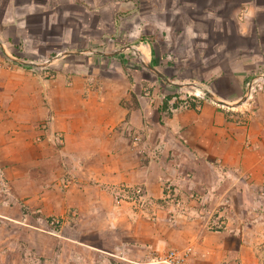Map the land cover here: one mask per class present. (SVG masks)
Returning <instances> with one entry per match:
<instances>
[{
    "label": "crops",
    "instance_id": "crops-1",
    "mask_svg": "<svg viewBox=\"0 0 264 264\" xmlns=\"http://www.w3.org/2000/svg\"><path fill=\"white\" fill-rule=\"evenodd\" d=\"M0 11V223L36 264H132L187 246L194 264H258L264 0H0ZM24 45L40 68L14 61ZM189 83L207 98L186 100ZM179 171L192 174L184 195L229 203L223 231L164 193ZM31 214L64 219L69 237Z\"/></svg>",
    "mask_w": 264,
    "mask_h": 264
},
{
    "label": "rangeland",
    "instance_id": "rangeland-1",
    "mask_svg": "<svg viewBox=\"0 0 264 264\" xmlns=\"http://www.w3.org/2000/svg\"><path fill=\"white\" fill-rule=\"evenodd\" d=\"M3 13L4 11H0V14L2 16H3ZM26 13H27L26 9L21 8V7H18L14 11V15L17 17V19L18 20L21 19L20 22H22V24L20 23L21 25L20 28H22L23 22H25V21H22V18L25 16ZM15 16H14V19L16 21ZM15 21L14 23L16 24ZM0 34L2 33L0 32ZM1 46H2V42L0 43V51L2 50ZM23 48L21 49V52L24 51L23 55L19 57L15 56L17 60L19 61V63L24 62V64L34 65V68H38V67L40 68L41 65H43L44 62L47 60L46 58L42 56V54H33L31 52H27L26 45H24ZM189 84H191L192 86L184 89V93L187 97H189V95H191V97H194L193 96L194 94L201 93L204 95L202 97L207 98L205 93L199 89L202 85H200L199 83H189ZM175 93L176 92H174V94ZM250 94L251 92L249 91V96ZM249 100H250V97H249ZM221 175L223 178H227V173H225L224 171H221ZM191 177H192V174L187 171L186 172L179 171L174 176H168L164 180L165 184L162 186L164 193L166 195L168 194L170 197L173 198V202L176 206H183L184 204L188 206V205L193 204L195 205L194 207L200 208V210L203 211V216L205 217L206 223L208 225L207 227L212 231H223V228L225 227L224 220L226 219L224 214L227 213V211L229 210V208L226 207V205H228L229 203L224 201L223 205L225 206H218V207L210 206L209 207L205 204L203 199L199 198V196H197L195 193L190 192L184 195V192L182 191L181 187L177 183L186 181V179H189ZM31 217L33 220H29V221L33 223L32 225L39 224L42 230L44 231V233L52 234L60 239L69 237L67 233V231L69 230L68 229L69 225H66V222L64 219H61L56 216L49 217L48 219H45L46 220L44 222L45 225H42V223L39 220L37 221V219L34 217V214H31ZM152 221L159 222V224L164 222L162 219H159L157 216L153 217ZM12 224L15 226L17 225V226L24 227L28 224V222L26 221H23L22 223L12 222ZM70 224L72 225L71 222ZM102 237L103 235H98L97 238L101 239ZM188 248H191L192 250H194L193 247L187 246L185 248L170 247L167 251H170L172 249L184 250ZM255 255L258 260V264H264V250L256 251ZM155 256H156V253L154 252L148 253L142 260L132 263V264L149 263L151 259ZM44 260H45L44 258H39L38 255H36L33 251L31 252L25 249V243L20 234L18 233L12 234L9 232V230L6 231L5 229L1 227V223H0V264H30V263L36 264V262L37 263L44 262Z\"/></svg>",
    "mask_w": 264,
    "mask_h": 264
},
{
    "label": "built area",
    "instance_id": "built-area-1",
    "mask_svg": "<svg viewBox=\"0 0 264 264\" xmlns=\"http://www.w3.org/2000/svg\"><path fill=\"white\" fill-rule=\"evenodd\" d=\"M258 86H256L255 88H257ZM255 88L253 87L250 92V99H252V95L256 92ZM194 97H191V95H189V97L186 98V100H203L204 96L201 93H196L193 95ZM179 99H175L174 101V105L179 103ZM139 193V192H136ZM194 255V250H192L191 248L188 249H184V250H179V249H172L170 251H167L166 253L163 254H156L155 257H153L151 259V261L149 263L146 264H194L192 261V257Z\"/></svg>",
    "mask_w": 264,
    "mask_h": 264
},
{
    "label": "water",
    "instance_id": "water-1",
    "mask_svg": "<svg viewBox=\"0 0 264 264\" xmlns=\"http://www.w3.org/2000/svg\"><path fill=\"white\" fill-rule=\"evenodd\" d=\"M13 59H14V58H13ZM14 61H15V62H18V60H16V59H15ZM30 66L34 67V65H31V64H30ZM161 77H162V76H161ZM163 79H164V78H163ZM165 80L169 83V81H168L167 79H165ZM191 86H192V85L189 84V85H185L184 87H185V88H188V87H191ZM205 95H207V92H205ZM216 103H218V104H220V105H223V106H226V107H233V106L237 107V106H238V105H237V106H236V105H231V106H230V105H227L226 103L218 102V101H216Z\"/></svg>",
    "mask_w": 264,
    "mask_h": 264
}]
</instances>
